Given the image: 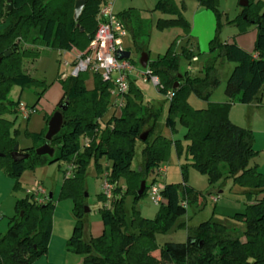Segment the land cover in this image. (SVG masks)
<instances>
[{
    "label": "trees",
    "instance_id": "1",
    "mask_svg": "<svg viewBox=\"0 0 264 264\" xmlns=\"http://www.w3.org/2000/svg\"><path fill=\"white\" fill-rule=\"evenodd\" d=\"M105 0H85L77 20L74 19L75 0H0V166H5L8 175L18 179L24 170L37 166L65 161L74 168L60 187V197L73 200L75 224L66 242V249L82 254L81 264H264V173L257 163H252L259 150L254 147L251 128L239 126L229 118L232 103L261 104L264 91V2L248 0L240 6L233 19L238 34L250 26L256 28L253 51H247L234 40L224 41L219 37L223 14L221 0H195L198 5L211 9L216 16L215 35L210 40L209 51L215 52L202 64V75L191 76L188 70L180 71V61H189L195 55L189 47V38L180 50L172 43L163 55L147 60L146 69L158 77L162 87L158 91L173 96L167 99L166 123L173 129L175 119L184 128L185 163L180 166L181 181L163 183L160 193L163 201L152 218L143 217L133 207L127 216L124 207L125 194L130 192L134 201L146 194L147 185L139 195L142 180L150 171L165 160L172 139L161 132L155 133L159 108L143 104L142 91L132 79H128V91L124 104L101 124L109 105L112 83L94 74V85L88 89L84 80L87 73L77 76L58 77L62 96L54 111L62 113L63 124L50 141L54 153L38 155L35 149L47 142L44 132L32 134L34 146L19 147L10 133L12 121L3 117L8 111L17 112V102L8 99L13 84L21 87L47 86L45 80L34 78L24 67V62H34L40 49L56 48L69 51L72 47L84 50L96 28V16ZM10 7V8H9ZM184 4L175 0H158L155 9L168 17H159L155 25L162 29L179 27L185 34L191 25L184 16ZM124 23L135 49L148 55V33L143 32L140 21H131L130 10L117 14ZM10 51L9 55L4 53ZM234 63L225 81L222 102L207 101L202 108H194L187 100L190 94L207 100L219 85L220 62ZM176 84V86H174ZM41 93H37V100ZM36 102L30 106V111ZM66 104L65 109L58 105ZM52 115V114H51ZM50 115V117H51ZM49 117V118H50ZM49 120V119H48ZM145 133V134H143ZM81 138L87 139V145ZM18 145L24 159L11 157L13 147ZM140 161L132 167L137 147ZM175 146L180 149L178 141ZM105 158L103 168L100 159ZM98 173L107 171L106 179L113 185L110 199L101 192V202L108 205L99 208L103 223L102 233L85 240L82 231L84 216V177L90 160ZM195 167L204 174L208 184L230 180L250 188L246 192V206L232 217L244 224L240 233H234L223 222L208 218L195 227L187 228L183 242L157 243V235L168 232L177 219L186 213L187 205L204 199L201 191L186 185L187 166ZM124 179V185L120 180ZM52 196L37 203L33 195L16 201V215L8 222L7 230L0 233V264H32L45 254L52 232ZM186 202V205L184 204ZM185 228V223H178Z\"/></svg>",
    "mask_w": 264,
    "mask_h": 264
},
{
    "label": "rangeland",
    "instance_id": "2",
    "mask_svg": "<svg viewBox=\"0 0 264 264\" xmlns=\"http://www.w3.org/2000/svg\"><path fill=\"white\" fill-rule=\"evenodd\" d=\"M112 4V9L116 14L124 10H130L131 21L139 20L143 32L148 33V60H154L159 55H163L166 49L174 43L176 50H180L189 38V44H193V54L197 60L191 62L185 57L181 58L180 71L188 72L191 76L202 75V64L215 52L209 51L210 40L215 35L216 16L211 9L198 5L195 0H175L180 6L185 5L183 9L184 16L189 20L191 29L187 35L179 27L158 28L155 25L159 17H168L155 9L158 0H107ZM219 10L226 14L222 17V27L219 37H227V35L236 30L235 25L226 23V19H233L239 12L240 6L238 0H221L218 5ZM190 35H192L190 37ZM121 47L130 52L129 59L139 69L144 68L139 63L141 52L137 51L131 39V33L123 36L121 39ZM73 54L69 51H63L56 48H41L39 57L34 61H25V69L36 79L45 80L47 86L43 89L40 86L21 87L18 84L11 85L7 97L18 106L31 109L37 100V93H41L40 100L28 115L19 112L8 111L3 117L12 121L10 133L14 136L19 147L34 146L36 141L32 134L44 132L47 129L48 119L53 113L50 112L51 107L55 106V100L58 96V86L60 83L58 77L61 74L71 75L73 66L71 65ZM234 63L228 60L220 62L218 67L219 85L212 91L207 100H203L190 94L187 98L188 102L194 108H202L207 101L222 102L225 99L224 87L229 70ZM134 77V76H133ZM136 86L142 91V103L148 102L159 108V117L156 120L155 133L161 132L163 135L172 139L168 157L160 161L159 166L164 167L165 175L158 174L155 169L150 171L146 178V185L152 183L161 186L163 183H174L181 181L180 166L185 163V144L183 139L184 128L175 119L173 129L166 123L167 118V99L164 93L158 91L157 87L149 81L141 78L132 79ZM85 86L90 89L94 85V74L87 73L84 80ZM115 96L111 95L110 105L105 115L100 119L101 124L114 112L112 104ZM233 112L231 121L242 127H249L254 134V147L259 150L258 155L251 160L257 163L259 170L264 173V125L258 121L256 117L264 120V96L263 103L258 106L253 104L232 103ZM230 107V108H231ZM54 111V110H53ZM230 118V117H229ZM47 131V130H46ZM45 131V133H46ZM145 134V133H143ZM175 141L179 142L180 149L175 146ZM132 167L135 168L140 161L138 147L136 149ZM104 157L100 160V164L104 163ZM103 166V165H102ZM67 167L65 161L53 162L33 169H26L21 176L16 179L8 175L5 166H0V233L7 230L9 220L16 215V201L26 197L28 191L32 190L37 183H40L47 191L52 194V202L54 209L52 213V232L48 244L47 252L36 258L32 264H81L83 255L71 252L66 249V242L71 235L75 224L72 207L73 200L70 197H60V187L64 179V170ZM157 167V166H156ZM155 167V168H156ZM105 168V167H103ZM84 177V207L88 211H84L83 220L85 226L82 231V237L87 240L93 236L94 225L100 221L99 208L104 202L100 201L99 193H101L100 173L95 168L94 161L91 159L86 167ZM120 184L124 185V179L120 180ZM186 185L193 187L195 190L201 191L204 195L201 204L196 203L187 205L186 213L180 216L175 225L166 233L157 235V243L163 244L167 241L183 242L186 239L187 228L195 227L201 221L208 218L221 221L229 229H235L234 233H240L244 224L233 218L232 216L239 211H243L246 203V192L250 190L248 187L240 186L232 183L230 180L218 182L209 185L204 174L195 167L188 164ZM218 190L221 193H218ZM212 197L216 200L213 201ZM159 205L150 201L148 195L140 196L134 201L132 193L125 194L124 207L127 216L131 213L133 207L136 208L140 215L147 218L155 216ZM185 223V228L178 227V223Z\"/></svg>",
    "mask_w": 264,
    "mask_h": 264
},
{
    "label": "built area",
    "instance_id": "3",
    "mask_svg": "<svg viewBox=\"0 0 264 264\" xmlns=\"http://www.w3.org/2000/svg\"><path fill=\"white\" fill-rule=\"evenodd\" d=\"M96 19L97 28L87 47L84 50H79L75 47L69 50L73 54L71 76H77L83 72H91L99 75L102 80L111 82L113 85L111 95L115 96L112 107H114L115 111H119L124 104V94L128 91L129 74L135 73L142 76L143 80H151L157 89L161 88L162 85L158 77L150 74L146 67L142 72H138V69H136V66L129 58H118L117 51L124 50L121 47L120 39L127 34V29L113 11L110 2H105L101 6ZM66 76L63 73L60 78H65ZM165 96L170 99L173 96V92L169 90ZM17 112L28 115L30 110L23 106H18ZM81 142L87 145V139L81 138ZM73 168L72 165L66 167V176L72 174ZM165 170L164 167L159 165L155 168V171L160 175H165ZM106 175L107 171L103 175L102 189L106 198L110 199L113 185L107 181ZM160 190L161 186L155 183L150 184L146 190V195H148L150 201L157 205L163 201ZM28 193L33 195V200L37 203L44 202L47 197V191L40 183H37ZM212 200L215 201L216 198L212 197ZM184 204L186 205V202Z\"/></svg>",
    "mask_w": 264,
    "mask_h": 264
},
{
    "label": "water",
    "instance_id": "4",
    "mask_svg": "<svg viewBox=\"0 0 264 264\" xmlns=\"http://www.w3.org/2000/svg\"><path fill=\"white\" fill-rule=\"evenodd\" d=\"M8 3L10 2V0H7ZM85 4V0H75V4H74V19L77 20L78 16L80 15L83 6ZM238 4L240 6H247L248 5V0H238ZM10 8V7H9ZM10 51H6L4 53L5 56L9 55ZM117 55L118 58H129L130 57V52L128 50H118L117 51ZM147 60H148V55L146 53H141L140 58H139V63L140 65L145 68L147 66ZM176 86V84L174 85ZM59 109H65L66 104H60L58 105ZM63 124V117H62V113L59 110H55L53 111L51 117L48 120V124H47V131L44 135L45 139L47 140V142L43 143L42 145H40L39 147H37L35 149V152L38 155H49L52 156L54 153V149L53 147H51L48 143V141L51 140V138L59 132V130L61 129V126ZM28 156L27 153H21L18 150V145H15L13 147V150L11 152V157L16 160V159H24ZM145 187V181L142 180L140 183V187L138 189V194L140 195ZM51 193H49V197H51ZM85 211H88L87 207H85Z\"/></svg>",
    "mask_w": 264,
    "mask_h": 264
},
{
    "label": "crops",
    "instance_id": "5",
    "mask_svg": "<svg viewBox=\"0 0 264 264\" xmlns=\"http://www.w3.org/2000/svg\"><path fill=\"white\" fill-rule=\"evenodd\" d=\"M257 1V0H256ZM261 1H263L264 2V0H261ZM104 2H110V1H107V0H105ZM112 5V4H111ZM224 13H226V12H224ZM192 35H190V37H191ZM192 38V37H191ZM255 38H256V28H255V26H250L249 28H248V30L245 32V33H242V34H238V30H237V28H236V30H234V31H232V32H230L228 35H227V37H223V39L222 40H224V41H232V40H234L239 46H241L242 48H244L245 50H247V51H253V48H254V42H255ZM189 47L191 48V50L193 51V44H190L189 45ZM64 51V50H63ZM195 60H197V57H195V59L193 58L192 60H190L189 61V66H190V64H191V62H193V61H195ZM136 69H137V67H136ZM231 69L232 68H230V70L229 71H231ZM185 70H189V69H185ZM140 70L138 69V72H139ZM140 72H142V71H140ZM230 73V72H229ZM135 78H141L142 80H143V78H142V76H139V75H136L135 73H131V74H129V77L128 78H130V79H133L134 77ZM144 81H146V80H144ZM148 81V80H147ZM58 86V91H57V94H58V96H57V98H56V102H55V106H56V104L58 103V101L60 100V98H61V96H62V88H61V85L59 84V85H57ZM263 96H264V91L261 93V104L263 103ZM227 98H226V96H225V99H224V101L226 100ZM40 100V99H39ZM148 105H152V104H150L149 102L147 103ZM250 104H253L254 106L256 105V106H258L259 104H257V102L256 101H253V102H251ZM55 106L54 107H51V110H50V112L52 113L53 112V110H54V108H55ZM154 106V105H153ZM235 106H232L231 108H230V111H229V117H230V119H231V115H232V112H233V108H234ZM256 119L258 120V121H260V122H262V124L264 125V120H262L261 119V117H256ZM140 148V146L138 147V149ZM102 159V158H101ZM100 159V160H101ZM105 159V158H104ZM101 165H103L102 167H107V165H108V162H107V160L105 159V162L104 163H102ZM106 172V170H104V172L103 173H100L99 175H100V178H101V192L103 193V189H102V184H103V175H104V173ZM218 193H221V191L220 190H218ZM52 195V194H51ZM264 194H260L259 196H257V198H260L261 196H263ZM104 205H108V201H106V202H104L103 203ZM101 220V219H100ZM95 227H94V230H93V236L95 237V236H98V235H100L101 233H102V230H103V223H102V221L100 222V221H97L96 223H95V225H94Z\"/></svg>",
    "mask_w": 264,
    "mask_h": 264
}]
</instances>
